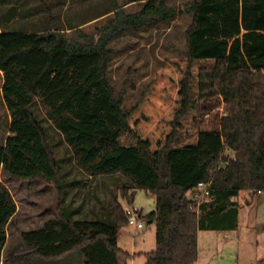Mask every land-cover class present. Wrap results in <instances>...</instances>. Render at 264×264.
<instances>
[{
    "label": "trees",
    "instance_id": "trees-1",
    "mask_svg": "<svg viewBox=\"0 0 264 264\" xmlns=\"http://www.w3.org/2000/svg\"><path fill=\"white\" fill-rule=\"evenodd\" d=\"M25 1L0 0V8L16 10ZM130 3L141 7L127 14L114 6L96 37L76 29L78 39H71L58 26L0 31L1 93L10 117L0 174L53 185L59 212L20 232L26 252L3 258L16 204L0 181V264H54L68 255L81 264L132 259L117 243L128 224L116 198L112 222L67 212L61 167L35 106L86 174L126 179L119 187L125 204L136 190L154 196V209L141 217L155 229L145 264H194L197 232L214 229L215 215L236 214L240 191L264 192V0H190L183 56L163 60L125 111V90L115 93L108 79L109 42L177 14L163 0H125ZM218 97L225 115L205 119L206 102ZM209 181L210 195L191 208L188 192Z\"/></svg>",
    "mask_w": 264,
    "mask_h": 264
},
{
    "label": "rangeland",
    "instance_id": "rangeland-1",
    "mask_svg": "<svg viewBox=\"0 0 264 264\" xmlns=\"http://www.w3.org/2000/svg\"><path fill=\"white\" fill-rule=\"evenodd\" d=\"M189 1L163 0L166 6H172L177 10L172 20L141 27L136 31L128 28L109 42L113 56L108 68V79L115 93L121 89L125 90L123 110H128L134 104L152 73L160 67L163 60L183 56L184 33L190 22V15L186 11ZM114 6H118L127 14H132L140 9L141 4H125V0H27L16 10L0 8V29L26 28L44 31L43 29L58 26L63 29L66 37L71 39H78L76 29L96 37L97 29L113 19L114 11L111 10ZM108 11L110 12L106 13ZM1 83L0 77V87ZM205 106L207 108L205 119L211 114L221 117V108L223 109L221 98L215 102H206ZM33 109L46 130L50 146L61 167L60 185L64 192L67 212H73L72 218L99 217L112 222L115 198L118 197L122 202L119 187L126 179L118 174L97 176L86 174L75 164L72 153L60 133L41 109L38 106ZM8 117L9 112L0 98V141L4 138ZM0 181L8 188L16 204V211L5 226L7 241L2 252L5 258L8 255L26 252L27 247L21 241L20 232L40 228L44 221L57 219L59 212L57 190L53 185L40 180L19 181L4 173L0 174ZM133 205L142 208L143 213H149L154 209V196L143 190H136ZM257 207L258 204L250 206L251 210L258 211L260 208ZM149 226L150 224L145 223V229ZM124 228L130 230L131 227ZM207 234L210 232H201L202 256L216 252L211 242L207 240ZM122 236L120 242L122 245H125L124 240L128 242L132 239L129 231ZM250 243L255 245L251 239ZM245 244L244 240L231 239L227 242L221 241L217 245H222L224 252L234 257L236 253L243 252ZM62 259L56 260L55 263Z\"/></svg>",
    "mask_w": 264,
    "mask_h": 264
},
{
    "label": "crops",
    "instance_id": "crops-1",
    "mask_svg": "<svg viewBox=\"0 0 264 264\" xmlns=\"http://www.w3.org/2000/svg\"><path fill=\"white\" fill-rule=\"evenodd\" d=\"M44 31L46 29H43ZM1 32H24V33H40L43 31H34L33 29L23 28L18 29H4ZM0 77L2 79V72L0 71ZM1 83V86H2ZM1 89V87H0ZM1 101L7 110L2 99ZM9 121H10V117ZM9 135V122L4 135V138L0 141L4 142L5 138ZM264 192H246L240 191L235 201L238 204L236 214L234 212H229V214H219L215 215L212 224L215 226L214 229L199 230L197 232V257L194 264H264ZM118 200V197L116 198ZM119 201V200H118ZM123 206L127 205L124 201L121 202ZM133 204V203H132ZM253 204H258L260 208L257 210H251L250 206ZM257 207V208H258ZM142 215L147 213H143ZM151 212V211H150ZM45 222V221H44ZM43 222V223H44ZM150 226L145 229V223L142 228H137L133 226L130 230H125L123 228L117 238L118 246L129 252L132 255V259L128 264H145L144 253L150 252L155 248V229L151 222H148ZM128 226V225H127ZM126 227V226H125ZM26 231V230H25ZM127 231L130 232V241H125V245H122L121 239L122 234H126ZM210 232L207 234V240L211 242L212 246L216 250L212 255L202 256L200 254V237L201 232ZM235 240H244V250L235 254L234 257L228 256L224 252V247L222 245H217L219 242ZM250 239L255 242V245L250 243ZM259 250H258V249ZM77 258L74 255H68L63 258L59 263L56 264H81L76 261Z\"/></svg>",
    "mask_w": 264,
    "mask_h": 264
},
{
    "label": "built area",
    "instance_id": "built-area-1",
    "mask_svg": "<svg viewBox=\"0 0 264 264\" xmlns=\"http://www.w3.org/2000/svg\"><path fill=\"white\" fill-rule=\"evenodd\" d=\"M222 105L224 103L222 102ZM225 113L223 109L221 108V117L224 116ZM210 186L211 182H206V183H198L193 189H191L188 192V198L191 201L190 207H197L199 203L207 198L210 195ZM124 211L127 217V224L128 226H135L137 228H142L144 223L141 219L142 217V211L140 208L136 207L133 204H127L124 206Z\"/></svg>",
    "mask_w": 264,
    "mask_h": 264
}]
</instances>
